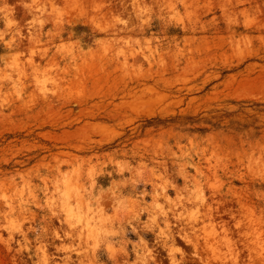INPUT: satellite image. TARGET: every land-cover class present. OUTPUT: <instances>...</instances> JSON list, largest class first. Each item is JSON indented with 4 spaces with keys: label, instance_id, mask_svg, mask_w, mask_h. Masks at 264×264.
Listing matches in <instances>:
<instances>
[{
    "label": "rangeland",
    "instance_id": "obj_1",
    "mask_svg": "<svg viewBox=\"0 0 264 264\" xmlns=\"http://www.w3.org/2000/svg\"><path fill=\"white\" fill-rule=\"evenodd\" d=\"M235 100L264 0H0V264H264V113L203 120Z\"/></svg>",
    "mask_w": 264,
    "mask_h": 264
},
{
    "label": "trees",
    "instance_id": "obj_2",
    "mask_svg": "<svg viewBox=\"0 0 264 264\" xmlns=\"http://www.w3.org/2000/svg\"><path fill=\"white\" fill-rule=\"evenodd\" d=\"M75 30L77 35L81 34V32H84L82 39L85 42L91 41L93 34L87 26L79 25L75 27ZM232 104H235L237 108L233 110L218 109L211 111L209 112V114H211L210 118H203L204 123L210 125V127L213 129L230 128L238 132L247 131L250 127H253L255 134H259L258 130H260L262 126L243 122L241 119H239V116L244 115L246 118H251L254 114H251L250 111H253L255 114L264 113V102L258 100H235L232 101ZM177 119L180 120V123L184 125L186 123L192 124L191 122L194 121V117L190 116L184 117V119H186L185 122H183L181 116H178ZM155 121H157V124H165L167 120L155 117L149 120V124H154L153 122ZM210 127H195L191 128L190 130L206 133L209 131V129H211Z\"/></svg>",
    "mask_w": 264,
    "mask_h": 264
}]
</instances>
